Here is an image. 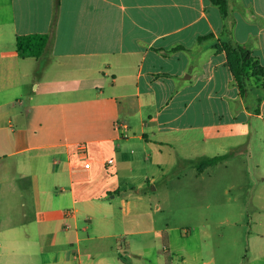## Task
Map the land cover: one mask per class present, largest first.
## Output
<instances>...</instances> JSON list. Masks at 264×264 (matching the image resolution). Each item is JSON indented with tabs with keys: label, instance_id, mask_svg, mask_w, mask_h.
<instances>
[{
	"label": "crops",
	"instance_id": "crops-1",
	"mask_svg": "<svg viewBox=\"0 0 264 264\" xmlns=\"http://www.w3.org/2000/svg\"><path fill=\"white\" fill-rule=\"evenodd\" d=\"M228 1L226 19L212 0H0V264H152L153 239L159 264H175L163 205L141 189L177 161L179 180L186 166L206 175L201 141L264 155V91L242 93L216 47L230 38L264 65V0ZM32 33L49 49L19 56ZM263 237L245 258L260 260Z\"/></svg>",
	"mask_w": 264,
	"mask_h": 264
},
{
	"label": "rangeland",
	"instance_id": "rangeland-1",
	"mask_svg": "<svg viewBox=\"0 0 264 264\" xmlns=\"http://www.w3.org/2000/svg\"><path fill=\"white\" fill-rule=\"evenodd\" d=\"M261 139L264 140V126L257 140ZM241 140L227 137L218 143L201 141L198 150L201 155L214 157L220 155L218 153L226 154L223 153L226 151L233 155L216 165H209L202 178L193 177L194 169L184 163L185 170L191 171L179 180L177 177L183 171V163L177 161L167 178H160L154 185L149 183L148 189L155 193V205H163V210L156 215L159 224H170L168 232L175 264H264V255L258 261L244 256L249 238L257 232H264V209L261 208L264 205V155H256L253 159L245 154L235 155L240 147L235 152L231 151V146L234 141ZM183 152L172 149L173 160ZM203 157H198L197 161ZM15 159L18 156L9 162L11 177L7 180L10 183L17 175ZM21 181V178L16 180L18 184ZM2 206L8 210L7 202ZM122 230V223H118L117 231ZM118 241L119 236L105 238L102 245L117 246ZM150 244L152 264H159V248L163 247V242L160 239L156 243L153 239ZM182 246L185 254L181 253ZM183 255L187 258L185 262Z\"/></svg>",
	"mask_w": 264,
	"mask_h": 264
},
{
	"label": "trees",
	"instance_id": "trees-1",
	"mask_svg": "<svg viewBox=\"0 0 264 264\" xmlns=\"http://www.w3.org/2000/svg\"><path fill=\"white\" fill-rule=\"evenodd\" d=\"M216 5H218L224 17L227 19L230 13V5L228 0H212ZM229 28H226L228 30ZM52 36L48 33H32L23 34L17 36V52L21 57H40L42 56L50 46ZM218 49H223L227 53L228 64L232 69L235 79L242 91L246 93L250 91V88L255 86V88L262 89L264 91V65L260 60L255 57L252 52L244 45L237 43L236 41L226 38L220 42L216 43ZM255 79L256 83H253ZM264 96V95H263ZM263 96L259 97V101L263 100ZM231 153L220 154L214 157H203L199 161H195L194 164L197 165L198 170L204 171L209 165H216L223 159L230 156ZM174 171V170H173ZM171 171V172H173ZM175 173H177V168H175ZM169 173L164 176L168 177ZM153 186V185H151ZM149 183L141 189V192H149ZM131 193H135L137 188H132ZM168 236H165V246L167 247ZM168 262L171 263V257L168 256Z\"/></svg>",
	"mask_w": 264,
	"mask_h": 264
},
{
	"label": "built area",
	"instance_id": "built-area-1",
	"mask_svg": "<svg viewBox=\"0 0 264 264\" xmlns=\"http://www.w3.org/2000/svg\"><path fill=\"white\" fill-rule=\"evenodd\" d=\"M109 163H113L114 162V159H109V161H108ZM90 161H88L85 165H86V167H90Z\"/></svg>",
	"mask_w": 264,
	"mask_h": 264
}]
</instances>
